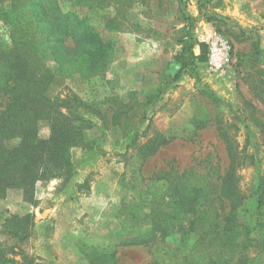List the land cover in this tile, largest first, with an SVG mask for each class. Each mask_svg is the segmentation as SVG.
Returning a JSON list of instances; mask_svg holds the SVG:
<instances>
[{
  "label": "rangeland",
  "instance_id": "374dc122",
  "mask_svg": "<svg viewBox=\"0 0 264 264\" xmlns=\"http://www.w3.org/2000/svg\"><path fill=\"white\" fill-rule=\"evenodd\" d=\"M57 3L82 23L38 32L58 67L48 93L91 124L88 144L72 148L71 168L0 194V264H90L112 249L117 264H264V0ZM212 31L232 45L220 73L201 40ZM25 38L0 16V48ZM76 39L98 71L57 62ZM160 136L169 143L143 157ZM143 234L146 243L125 245ZM218 237L246 247L220 254L229 246Z\"/></svg>",
  "mask_w": 264,
  "mask_h": 264
},
{
  "label": "trees",
  "instance_id": "16d2710c",
  "mask_svg": "<svg viewBox=\"0 0 264 264\" xmlns=\"http://www.w3.org/2000/svg\"><path fill=\"white\" fill-rule=\"evenodd\" d=\"M5 1L0 0V16L4 20L14 22L15 29L27 38L19 47L0 48V194H5L9 188L14 187L31 189L38 179L51 178L71 168V150L88 144L85 130L91 125L84 117H71L62 112L58 106L59 99L52 98L48 93L58 67L46 59L47 53L42 47L43 39L38 36V32L44 29L46 38H50L52 31L62 25L65 28L73 24L74 28H80L82 20L74 12H63L57 0H10L9 5H6ZM88 1L72 0V4L84 7ZM40 4L46 5L45 14L37 13V5ZM76 20L78 22H75ZM43 22L48 23V27H45ZM71 34L69 29L65 33L66 36ZM72 37L76 38L74 33ZM65 47L69 55L57 62L76 63L78 71L82 74L90 68L92 71L99 70V64H90L82 53L76 54L77 39L73 47ZM202 47L206 52V45ZM52 115L55 116L53 119ZM48 117L52 119L51 135L42 138L39 135L38 123ZM15 138L19 139L18 144L9 146L8 142ZM169 141L164 136L157 137L146 145L143 157L154 154ZM231 158L234 160L233 155ZM228 192L231 207L228 214L237 219L239 211L236 214L235 210L241 203L235 190ZM222 193L224 194V191ZM259 205H264V189L261 186ZM141 236L127 238L125 245L146 243L147 234ZM217 240L223 248L229 246L220 251L223 255L232 256L239 247H246V241L224 242L219 237ZM117 258L116 249L101 253L95 250L90 264H117ZM243 262L242 260L241 263Z\"/></svg>",
  "mask_w": 264,
  "mask_h": 264
},
{
  "label": "built area",
  "instance_id": "2783aa9c",
  "mask_svg": "<svg viewBox=\"0 0 264 264\" xmlns=\"http://www.w3.org/2000/svg\"><path fill=\"white\" fill-rule=\"evenodd\" d=\"M208 46V67L212 72L225 70L231 59V43L216 32H207L201 39Z\"/></svg>",
  "mask_w": 264,
  "mask_h": 264
}]
</instances>
